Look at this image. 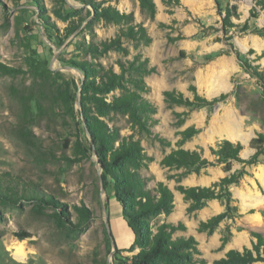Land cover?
Masks as SVG:
<instances>
[{
	"label": "rangeland",
	"instance_id": "rangeland-1",
	"mask_svg": "<svg viewBox=\"0 0 264 264\" xmlns=\"http://www.w3.org/2000/svg\"><path fill=\"white\" fill-rule=\"evenodd\" d=\"M103 1L122 13L133 14L135 23L141 24L151 39L147 45L137 44L136 49L132 42L123 40L129 51L127 57L109 53L100 58L103 65H113L118 71L117 60H132L139 53L149 67L155 68L144 77L149 88L144 98L157 109L152 116L155 122L147 125L152 135L131 132L126 117L112 116L121 135L133 134L153 158L141 171L148 188L154 189L157 178H161L178 195V185L210 188L237 170L244 173L236 185L224 190L217 186L218 199L205 201L190 214L186 211V224L178 220L172 223L181 222L186 228L175 236L194 237L200 251L198 258L205 264L225 258L230 250L252 249L251 233L264 236V153L255 165L232 163L231 171L226 173L224 165L217 163V152L224 141L240 143L243 149L239 157L248 160L255 152L250 142L264 136V88L256 76L264 70V10L255 7L254 0H153L156 13L150 17L137 0ZM227 5L237 8L238 18H232L234 26L225 31L222 18ZM87 11L90 17L75 32H69V22L75 24L79 17L85 18ZM91 11L81 0H44L42 10L29 1L0 0V64L19 70L13 78L0 75V174L43 192L59 205L52 208L35 200L0 205V264H131L139 252L138 248L130 251L134 236L124 241L127 220L114 198L112 180L107 178L104 183L92 152L76 154L73 150L76 139L83 147H90L76 105L82 75L77 71L63 74L75 83L71 109L69 100L55 103L54 87L34 85L28 73L31 64L43 61L51 72H55L51 65L75 67L71 63L84 59L79 51L82 42L100 43L113 38L118 31L114 25L99 21L93 23L92 30L85 27ZM191 87L207 101L220 95L227 98L193 110L164 103L163 92L173 90L192 100ZM17 93L29 96L28 110L23 111ZM188 128L197 133L178 145L182 138L179 133ZM153 135L170 145L161 146ZM178 148L196 151L212 165L182 175L184 169L168 170L158 163ZM188 176L196 180L191 182ZM186 204L189 207L190 202ZM74 206L90 212L87 224L78 223ZM55 211L64 214L66 227L56 221ZM225 212L227 216L212 233L197 231L201 222ZM204 213L209 217L205 221L201 217ZM176 214L174 209L171 218ZM254 217L258 224L250 220ZM121 219L125 224L119 228ZM164 221V215L151 220V230L155 232V226ZM19 246L24 259L18 260Z\"/></svg>",
	"mask_w": 264,
	"mask_h": 264
},
{
	"label": "trees",
	"instance_id": "trees-1",
	"mask_svg": "<svg viewBox=\"0 0 264 264\" xmlns=\"http://www.w3.org/2000/svg\"><path fill=\"white\" fill-rule=\"evenodd\" d=\"M11 1L15 3L29 1L34 3L38 10H42L44 7V0ZM137 1L142 11L150 17L155 15L156 6L153 0ZM174 1L178 2V0ZM81 2L92 10V17L85 25L87 29L92 30L93 23L101 21L106 25L118 27V31L113 38L100 43L82 42L79 51L84 55V59L71 63L84 74L80 90L81 110L79 115L81 120L83 118V130L87 131L92 142V146L89 143L88 149L83 147L79 139H76L73 150L76 154H87L88 151L92 152L93 148L102 170L104 183L107 178L112 180L114 198L120 205L122 214L127 220V226L134 236L130 251L134 248L139 249V252L132 258L131 264H205V260L198 258L200 251L194 237L175 236L178 231H186L181 222L177 225L161 223L155 226V232L151 230V220L161 215L167 217L173 212V193L162 182H157L152 190L148 188L147 178L142 175L141 171L147 168L153 158L145 153L140 141L134 139L133 134L122 136L120 129L112 123V116L120 115L126 117L131 132L137 131L152 135L147 125L148 122H155L152 116L156 114L157 109L144 98V94L149 91L144 77L155 72V68L149 67L147 60L142 59L139 53H136L132 60H117L115 66L118 71H115L113 65L105 66L100 62V58L109 53L127 57L129 51L124 47L123 40L132 42L136 49L137 44L147 45L151 39L145 28L141 24L135 23L133 14L122 13L112 5H105L106 2L103 0H81ZM164 2L169 3L170 0H164ZM254 2L255 7L264 10V0H254ZM252 11L255 12V9L253 8ZM253 14L255 15V13ZM88 17H90L89 11L85 18L79 17L75 24L70 21L67 26L69 32H75ZM232 18H238L237 8L227 5L222 18V26L225 31L234 26ZM28 73L34 85L55 88L53 93L55 103H66L64 99L69 100L72 109L75 99V83L72 79H66L63 73L51 72L45 61L31 64ZM18 74L19 70L0 64V75L13 78ZM256 76L264 88V70L260 73L256 72ZM189 91L193 92L192 100L175 90L165 91L163 92L164 103L168 107L185 106L193 110L215 105L227 98V95H220L218 98L207 101L197 96L194 87H191ZM16 96L23 111L28 110L29 96L25 93H17ZM196 133L194 128H188L179 133L182 138L178 145ZM153 138L163 147L170 145L168 141L158 135H153ZM250 146L255 149V152L248 160H243L239 157V153L243 149L241 144L224 141L217 152V163L224 165L223 171L226 173L231 171L232 163L255 165L258 157L264 153V136L259 135L257 139H253ZM160 165L168 170L184 169L186 172H183L182 175H187L191 172L198 173L200 169L212 164L196 151L178 148L164 156ZM243 175V172L237 170L210 188L178 185L175 190L183 196L185 202H190L186 210L190 214L200 209L205 201L219 198V195L215 193L217 186L224 190L229 185H236ZM7 177L8 175L0 174V205H17L21 200H35L52 208L59 206L43 192L28 188L24 184L18 185ZM227 195L229 194L227 193ZM73 209L79 224L84 225L91 220L90 212L86 208L74 206ZM228 209L229 205L227 204L226 210ZM53 216L62 227H66L62 220L63 213L55 211ZM226 216L225 212L206 222H201L197 231L212 233ZM251 237L254 239L251 244L252 249L244 248L242 252L230 250L226 253L225 258L215 261L214 264L264 263V236L261 233L252 232ZM224 243L225 239H222V245ZM117 251L115 249V252Z\"/></svg>",
	"mask_w": 264,
	"mask_h": 264
},
{
	"label": "crops",
	"instance_id": "crops-1",
	"mask_svg": "<svg viewBox=\"0 0 264 264\" xmlns=\"http://www.w3.org/2000/svg\"><path fill=\"white\" fill-rule=\"evenodd\" d=\"M163 159V157L162 158H160V159H158V163H160L161 162V160ZM188 179L191 181V182H194L195 180H196V177L195 176H188ZM157 181L158 182H162V179L161 178H157ZM191 186H195V184H193V185H191ZM148 187H150V186H148ZM173 196H174V200L176 201V204H175V206H174V209H176L177 210V214H176V216L175 217H177V219H175V217H174V219H172L171 218V215L170 216H168V217H165L166 218V221H164V222H166V223H174L175 221H182L184 224H186V222L184 221V219H186L185 218V215H186V210H187V207H188V204H186V202L184 201V199H183V196L180 194V193H178V195H175L174 193H173ZM257 216H259V215H257ZM184 217V218H183ZM204 218V219H202V218ZM201 217H200V219H202V220H207L209 217H208V213H204V214H201ZM256 219H257V217H256ZM255 219V217L254 218H252V219H250V220H252L254 223H256V224H258V219L256 220ZM113 222V221H112ZM117 222H118V220H117ZM120 223H121V226H119L117 223H116V225H118V227L120 228V227H124V225L123 224H125L124 223V221L121 219V221H120ZM198 224V223H197ZM116 225H114V226H112V230L114 231L115 230V226ZM195 226H196V224H195ZM125 228H127L126 230L127 231H125V233H124V241L126 240V241H128L132 236H133V234H132V232L128 229V227H124V229ZM123 229V230H124ZM123 237H122V239H123ZM128 237V238H127ZM125 241V242H126ZM118 240L116 239V243H117V245H118ZM127 243V242H126ZM131 243H132V241H131ZM130 243V244H131ZM120 246L118 245V248H119Z\"/></svg>",
	"mask_w": 264,
	"mask_h": 264
},
{
	"label": "water",
	"instance_id": "water-1",
	"mask_svg": "<svg viewBox=\"0 0 264 264\" xmlns=\"http://www.w3.org/2000/svg\"><path fill=\"white\" fill-rule=\"evenodd\" d=\"M55 62H56V57H54L52 63L54 64ZM50 68H51V70H53V71H55V72H60V73H63V74H66V72H67L68 70H70V69H74V70H76L78 73H80V74L82 75L81 82H83V80H84V74H83L82 72H80V71H79L77 68H75V67H72V66H59L58 68H54L53 65H51ZM80 90H81V83H80V85H79V96H78L77 101H76V105H77V107H78L79 110H81V109H80ZM82 121H83V118H82ZM84 132L86 133V135H87V137H88V141H89L90 145L92 146V142H91V139H90V137H89L87 131L84 130ZM242 154L245 156L244 153H242ZM92 155H93V158L95 159V161H96V163H97V165H98V167H99V170L102 172V170H101V168H100V165L98 164V160H97V157H96V153H95V151H94L93 148H92ZM102 192H103V188H102ZM113 247H114V250H115V246H114V245H113Z\"/></svg>",
	"mask_w": 264,
	"mask_h": 264
},
{
	"label": "bare ground",
	"instance_id": "bare-ground-1",
	"mask_svg": "<svg viewBox=\"0 0 264 264\" xmlns=\"http://www.w3.org/2000/svg\"><path fill=\"white\" fill-rule=\"evenodd\" d=\"M76 70H74V69H70V70H68L67 72H71V73H73V74H77L76 72H75ZM74 76V75H73ZM244 154H245V156H246V154H247V152H244ZM15 255V254H14ZM25 255V254H24ZM16 258L19 260V259H24V257H23V253H22V249L20 248V246L18 247V248H16Z\"/></svg>",
	"mask_w": 264,
	"mask_h": 264
}]
</instances>
